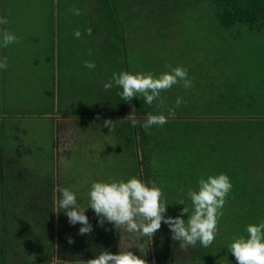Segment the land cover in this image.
<instances>
[{"label":"trees","instance_id":"16d2710c","mask_svg":"<svg viewBox=\"0 0 264 264\" xmlns=\"http://www.w3.org/2000/svg\"><path fill=\"white\" fill-rule=\"evenodd\" d=\"M84 1L104 6L107 20L112 21L116 19L114 6L123 27L122 70H150L155 75L167 71L168 65L187 68L190 86L178 82L161 90L163 103L154 100L145 105L142 98L133 97L136 115L143 118L138 122L139 159L135 151L131 153L135 176L160 188L168 203L165 214L179 215L183 207L179 200L191 211L186 192L196 188L198 177L223 172L232 184L218 218L217 234L206 248L198 242L181 248L161 223L150 239L144 236L151 251L135 248V240L124 250L146 264L150 260L157 264H235L227 243L246 235L244 225L264 217V73L247 71L237 62L229 68V59L245 61V55H228V50L239 51L245 34L259 38L252 42L254 46H264V0ZM23 3L29 5V0ZM219 30L229 32L227 37L217 38ZM179 36H183L179 43L170 42L169 38ZM196 48L199 54L194 61L190 55ZM177 96L183 102L165 124L152 125L147 131L140 127L146 112L167 116ZM7 128L0 125V264H52L56 258L80 264L110 251V240L120 233L109 222L98 223L91 208L85 209L87 218L91 217V230L86 234L78 233L79 223L70 225L62 212L55 213L52 169L32 170V153L18 136L15 149L9 143L3 147L2 131ZM169 181L174 184L167 186ZM59 186L70 189L66 182ZM77 201L82 207L87 204V199Z\"/></svg>","mask_w":264,"mask_h":264},{"label":"clouds","instance_id":"9594fccd","mask_svg":"<svg viewBox=\"0 0 264 264\" xmlns=\"http://www.w3.org/2000/svg\"><path fill=\"white\" fill-rule=\"evenodd\" d=\"M74 15L80 14V9H72ZM7 18L0 16V24H6ZM85 32H91L86 28ZM73 36L79 38L80 30L74 29ZM17 40V36L6 30L0 31V48L6 47ZM88 69H94V61L83 62ZM7 67V57L0 56V69ZM167 71L153 74L152 71L135 73L121 70L113 71L111 77L102 83V88L107 90L114 85L118 86V95L121 100L128 102L133 97L140 99L145 105H151L154 100L163 103L160 96L161 90L168 89L181 82L187 88L191 80L187 77V68L182 66H166ZM182 98L177 96L173 105L168 107V115L163 112L144 114L143 123L140 125L147 131L152 125H163L174 113L175 107L182 103ZM135 126L136 121H132ZM111 126V122L104 121ZM232 184L229 177L221 172L215 175L201 176L196 180V188H189L186 196L191 204V211L183 200L179 215H166V203L160 188L152 181L145 183L133 175L127 179L93 180L87 190V204L81 206L77 201V193L67 187H57L58 195L54 197V211L62 212L70 225L79 223V234H86L91 230V224L85 215V209L91 208L96 214L98 223L109 222L113 226H122L127 233H135L140 237L149 239L153 233L165 224L170 231L171 239L177 241L181 248L210 245L217 234L218 218L223 214L222 209L225 197ZM187 214L186 217L183 214ZM243 232L230 240L226 249L231 253L235 264H264V217H258L255 223L244 225ZM71 243V238L68 240ZM80 264H146V262L124 250L118 252L101 251L94 257L81 260Z\"/></svg>","mask_w":264,"mask_h":264},{"label":"rangeland","instance_id":"374dc122","mask_svg":"<svg viewBox=\"0 0 264 264\" xmlns=\"http://www.w3.org/2000/svg\"><path fill=\"white\" fill-rule=\"evenodd\" d=\"M23 2L24 0H14V3L9 0H0V16L6 17L8 21L6 24H0V31L6 30L17 36L16 41L0 48V56L7 57V67L0 69V125L4 124L8 127L2 131V145L6 147V143H9L12 145L11 148L14 147L15 149L17 144L15 136H18L25 150H29L32 153L33 159H30L33 160L31 164L32 170L45 171L52 169L53 165L52 133L46 120L33 114L39 113L40 109L45 106L43 103L48 102L51 91L52 80L49 78L52 66L49 62L50 52L47 47L42 46L44 38L43 36L40 37V35H43V33H40V29L43 28L41 25L49 20H47L44 9L39 5L41 4L39 0H29L28 4L32 7H24ZM38 5L39 7H36ZM45 29L48 32L47 28ZM176 29L178 27L175 26L174 30ZM182 29L180 26L179 30L181 31ZM218 32L217 38L227 37L229 33L222 30ZM191 35H193V32L184 36L188 37ZM182 38L183 36H179L176 40L171 38L169 40L170 42L179 43ZM241 39L243 43L239 48L240 50L235 52L228 50V55H237L241 52L240 55H245V61L229 59L228 67L231 68L235 65L234 62H237L240 68L242 67L250 72L254 69L252 72L263 74L264 55L260 56L258 50L264 51V46H254L252 44V42L259 41V38L245 34ZM193 41L190 40L189 42ZM198 54L199 49L196 48L190 58L195 61ZM58 58L59 55L56 52L54 57L55 64L59 66ZM72 58L71 55L65 53V57L62 60L71 65ZM56 69L57 87L55 88V99L60 105L67 98V94L64 92L66 88L63 86L66 83L63 85L59 84L58 80L62 75V68L60 67L59 70L56 66ZM191 70L197 72L196 67H191ZM80 84L75 85L80 87ZM58 85L60 86L58 87ZM71 88L74 91L76 90L73 87ZM84 122L80 121V124ZM83 126L86 133H88V130L90 131L87 135L88 141L89 136L93 135L96 138L97 131H93V126L87 124ZM59 127L58 133H60L58 141H56L55 158L56 168L58 169L55 174L57 187H60L59 183L65 185L66 178L70 174V172H67L69 167L70 169L76 167L75 171L80 168V173H74V177L76 178L79 175L80 180L83 182V185H79L78 189H76L80 193L79 195L77 194L79 199H87V190L93 180L127 179L135 175V157L131 154V150L126 153L121 151L120 158H113V156L108 155L103 150L96 154L98 157H92V159L87 157L74 158L75 156L71 154V151L77 145L80 146V143H74V132L71 126ZM92 143L95 144L96 142L93 140ZM10 151L12 152L13 149H10ZM173 184L174 182L169 181L167 186ZM70 189L73 190V188ZM56 212L58 213V210ZM88 217L89 221L91 217L89 215ZM113 231L120 233L118 236L123 239L121 244L123 251L130 248V245H134V240L138 243L135 248L141 249L143 247L148 251L152 250L151 246L146 245L147 240L144 236L140 237L135 233H127L121 226H113ZM151 264L154 263L151 262Z\"/></svg>","mask_w":264,"mask_h":264},{"label":"crops","instance_id":"0c3cea01","mask_svg":"<svg viewBox=\"0 0 264 264\" xmlns=\"http://www.w3.org/2000/svg\"><path fill=\"white\" fill-rule=\"evenodd\" d=\"M92 1L97 2V0ZM39 2H41L39 5L44 9L47 20H49L41 25L44 29H40V33H43L40 37L44 38L42 46L47 47L50 52L49 62L52 66L49 78L52 80V85L48 102H44L45 106L40 109L39 113L33 115L44 118L52 133V171L54 173V189L56 190L58 184L56 185L55 174L58 169L55 158L56 141H58L60 133H58L59 126H71L74 132V143H80V146L77 145L71 151L74 158L92 159V157H98L96 154H99L101 150L113 158H120L121 151L126 153L131 150L135 151V155L139 158L138 122L143 118L137 117L133 98L128 102L121 100L117 94L118 86L114 85L107 90L102 88V83L110 79L113 71L119 73L122 70L123 27L114 6L112 5V12L113 18L116 17V19L112 21L106 18V8L97 3L91 5L90 2L84 0H39ZM23 6L32 7L30 5ZM75 8L80 9L79 15L73 14L72 9ZM77 28L81 33L79 38H75L72 34L73 30ZM86 28H90L91 32H85ZM136 37L134 31L133 43H135ZM56 52L59 55V66L55 64ZM65 53L73 57L71 59L73 64L70 65L62 60ZM86 60L94 61L95 68H86L83 63ZM56 66L59 70L60 67L62 68L59 84L66 83L63 86L66 88L64 92L67 94V98L60 105L55 99ZM79 83H81L80 87H77L75 84ZM71 87L76 90H72ZM105 120L111 122L109 128L104 124ZM133 120L136 121L135 126L132 123ZM80 121L87 123L80 124ZM85 124L93 126V131H97L96 138L92 135L89 136V141L87 140L90 131L88 130L86 133L83 126ZM93 140L96 145L92 143ZM75 168L70 169L69 167L67 170L70 174L66 178V183H69L70 188H73L72 191H76L79 185H83L79 175L74 177V173H80V168H77L76 171ZM57 194L55 191L54 197ZM122 241L120 236H117V239L113 237V240H110V244H112L110 251L113 253L121 251ZM147 245L151 246L150 241ZM151 262L153 261L150 260L148 264ZM52 264L68 263L58 262L56 258Z\"/></svg>","mask_w":264,"mask_h":264},{"label":"water","instance_id":"95a60500","mask_svg":"<svg viewBox=\"0 0 264 264\" xmlns=\"http://www.w3.org/2000/svg\"><path fill=\"white\" fill-rule=\"evenodd\" d=\"M55 213H57V212L55 211ZM56 231H57V228H56ZM56 242H57V240H56ZM56 248H57V243H56Z\"/></svg>","mask_w":264,"mask_h":264}]
</instances>
